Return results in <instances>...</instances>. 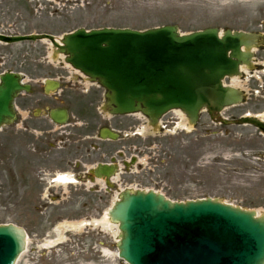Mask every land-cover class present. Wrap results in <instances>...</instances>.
I'll list each match as a JSON object with an SVG mask.
<instances>
[{"label":"rangeland","instance_id":"rangeland-1","mask_svg":"<svg viewBox=\"0 0 264 264\" xmlns=\"http://www.w3.org/2000/svg\"><path fill=\"white\" fill-rule=\"evenodd\" d=\"M162 25H176L181 33L208 27L264 32V0H0L3 35L48 33L60 37L77 28L147 30ZM262 70L256 74L254 85L249 84L244 102L222 109V118L264 113V66ZM9 71L20 73L24 81L34 80L30 95L33 99L43 96L45 78L57 80L60 75L70 74L79 79L78 71L66 65L58 54H52L51 45L44 41L0 43V74ZM235 77V81L226 78L224 83L243 90L241 76ZM67 86L61 82L43 104L35 102L31 110L61 105L75 112L73 100H60V95L67 93ZM175 114L167 113L156 126H150L140 114L124 117L135 123L127 138L136 163L127 183L118 187L153 189L175 202L211 197L264 213V136L250 124L215 123L206 111L200 113L194 126L187 122L181 131L183 122ZM170 115L174 116V123L160 128ZM15 128L14 124L0 128V224L13 223L27 233L26 250L16 264H127L116 257L117 226L112 222L108 226L94 222L101 219L116 197L101 201L98 212L87 216L79 212L84 198L67 196L77 191V185L50 183L41 192H50L53 198L20 200L33 204L32 209L34 204L38 206L29 215L28 209L20 210L14 196L12 169L16 147L24 136ZM32 138L37 144L42 139L39 135ZM135 146L141 153L137 154ZM125 159L129 160V155ZM118 160L121 166L122 161ZM67 205L72 206L68 215L56 221L53 211L63 213L61 209ZM72 212L78 215L71 216ZM79 222L84 224L71 227Z\"/></svg>","mask_w":264,"mask_h":264},{"label":"water","instance_id":"water-1","mask_svg":"<svg viewBox=\"0 0 264 264\" xmlns=\"http://www.w3.org/2000/svg\"><path fill=\"white\" fill-rule=\"evenodd\" d=\"M36 40L49 41L54 55L103 88L102 110L109 114L139 113L154 126L178 109L194 125L206 111L214 122L251 124L264 134V122L255 117L220 115L242 102V91L223 80L240 76L252 47L264 43L261 34L217 27L181 33L176 25L77 28L59 38L0 33L5 44ZM57 85L46 80L45 91ZM27 90L18 73L0 74V127L12 122L13 100ZM49 117L63 123L67 112L54 108ZM96 174L105 175L103 168ZM108 216L119 231L117 256L127 264H264V214L216 198L175 202L153 190H125ZM25 240L22 227L0 224V264H15Z\"/></svg>","mask_w":264,"mask_h":264},{"label":"flooded vegetation","instance_id":"flooded-vegetation-1","mask_svg":"<svg viewBox=\"0 0 264 264\" xmlns=\"http://www.w3.org/2000/svg\"><path fill=\"white\" fill-rule=\"evenodd\" d=\"M250 32L264 36V32L256 30ZM263 66L264 44L258 42L252 50L249 64L240 68V82L244 90H249V84L254 85L252 83L257 78L256 74L263 71ZM20 76L23 80V75ZM76 77L79 79H74L70 74L60 75L58 78H63L62 80L53 79L58 83V88L61 82L67 83L68 91L64 96L60 95V100L65 102L73 100L76 103L75 112L61 105L43 106V111L41 108L31 110L33 103L43 104L44 98L58 89L48 93L45 91L48 78L42 81L43 98L30 97L34 91L32 88L34 80L26 78L23 82L28 84L29 90L20 92L14 99V117L11 124L15 125L16 131L23 134L24 138L20 139L14 155L13 190L18 207L20 210L28 209V215L38 206L34 204L32 209L33 204L20 203V200H34L37 197L53 198L52 193L43 194L41 191L45 184L57 183L58 175H67L69 182L66 184L78 186L75 188L76 192L67 196L71 199L84 198L85 201L81 204L79 212L83 211L87 216L98 212L101 201L114 199L122 190L131 188L127 185L123 187L118 185L127 183L131 167L136 163V155L131 153L133 149L127 138L135 123L127 121L124 118L127 115L102 112L100 110V103L103 101L102 88L86 83L78 74ZM53 98L57 99V97ZM58 106L67 110V119L61 124L49 117L50 110ZM173 119H175L173 115L168 116L162 121L160 128L166 129L172 125ZM102 131L106 134L105 137L101 135ZM108 134H113L115 137L111 138ZM33 135L41 136L39 144L36 143V139L33 140ZM134 149L137 154L141 153V149L137 146ZM128 155L130 159L126 160ZM118 159L122 161L121 166L118 164L120 162ZM102 168L105 175L97 176L96 173ZM37 184L40 185L39 192H37ZM44 204L43 209L47 207L46 203ZM71 207L68 205L63 207L61 209L63 213H58L56 209L52 216L57 221L61 216L68 215L67 212ZM70 215L76 216L78 213L72 212Z\"/></svg>","mask_w":264,"mask_h":264},{"label":"bare ground","instance_id":"bare-ground-1","mask_svg":"<svg viewBox=\"0 0 264 264\" xmlns=\"http://www.w3.org/2000/svg\"><path fill=\"white\" fill-rule=\"evenodd\" d=\"M54 50V49H53ZM61 57V55H60ZM236 80V77H232V81H235ZM174 113L178 114L180 117H181V120H182V126H185V124L187 123V119L186 117L183 115L182 112H180L179 110H175L173 111ZM261 118H264V113L260 115ZM56 182L59 183V184H66L69 182V177L67 175H58V177H56ZM95 224H101V225H104V226H108L111 224V221H110V218L108 216V212L107 210H105V213H103L101 219H97V220H94ZM86 223V222H85ZM84 224V222H79V223H73L71 224V227H80ZM116 225V224H115ZM59 228H56V230H58ZM28 240V238L26 239ZM25 240V241H26ZM27 242V241H26ZM27 245V244H26Z\"/></svg>","mask_w":264,"mask_h":264}]
</instances>
